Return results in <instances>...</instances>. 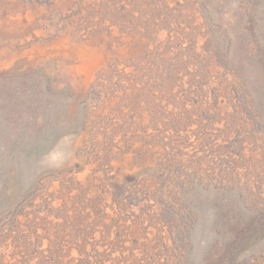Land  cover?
I'll return each mask as SVG.
<instances>
[{"label": "rangeland", "instance_id": "1", "mask_svg": "<svg viewBox=\"0 0 264 264\" xmlns=\"http://www.w3.org/2000/svg\"><path fill=\"white\" fill-rule=\"evenodd\" d=\"M263 52L264 0H0V264H220L264 214Z\"/></svg>", "mask_w": 264, "mask_h": 264}, {"label": "trees", "instance_id": "2", "mask_svg": "<svg viewBox=\"0 0 264 264\" xmlns=\"http://www.w3.org/2000/svg\"><path fill=\"white\" fill-rule=\"evenodd\" d=\"M212 22L218 25L214 19ZM216 46L217 43L210 45V49L214 47L215 54L218 52ZM239 95L244 98V94ZM248 102L245 98L244 105H248ZM8 137V133L0 132V177L12 175L10 170L14 165V159H20L26 150L23 144H19L24 140L22 132L14 133L12 138ZM7 140L8 144L3 145ZM10 144L14 147L9 146ZM243 218H245L241 221L243 224L235 229L232 238L223 245L222 252L225 255L219 259L220 264H264V214L257 218L247 216ZM204 264H208V261L206 260Z\"/></svg>", "mask_w": 264, "mask_h": 264}]
</instances>
